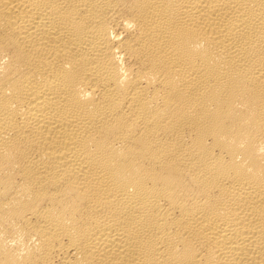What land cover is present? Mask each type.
Returning <instances> with one entry per match:
<instances>
[{
	"label": "bare ground",
	"instance_id": "1",
	"mask_svg": "<svg viewBox=\"0 0 264 264\" xmlns=\"http://www.w3.org/2000/svg\"><path fill=\"white\" fill-rule=\"evenodd\" d=\"M0 264H264V0H0Z\"/></svg>",
	"mask_w": 264,
	"mask_h": 264
}]
</instances>
